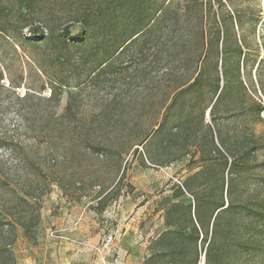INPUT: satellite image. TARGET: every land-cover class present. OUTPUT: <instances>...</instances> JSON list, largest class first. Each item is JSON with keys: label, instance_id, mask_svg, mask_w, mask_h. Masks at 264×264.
Returning a JSON list of instances; mask_svg holds the SVG:
<instances>
[{"label": "rangeland", "instance_id": "374dc122", "mask_svg": "<svg viewBox=\"0 0 264 264\" xmlns=\"http://www.w3.org/2000/svg\"><path fill=\"white\" fill-rule=\"evenodd\" d=\"M154 1L157 16L166 12L162 44L149 42L141 55L127 41L98 65L102 49L59 47L65 27L79 31L90 0H0V248L14 254L0 264H143L165 229L163 199L197 170L195 148L178 157L189 141L169 145L166 129L156 130L183 43L202 26L250 47L239 66L247 92L215 120L208 110L206 122L231 138L264 132V112L257 124L247 95L264 106V0H192L188 17L186 0ZM27 24L43 26L53 42L26 43ZM195 67L194 59L188 70ZM215 100L210 92L205 101Z\"/></svg>", "mask_w": 264, "mask_h": 264}, {"label": "trees", "instance_id": "16d2710c", "mask_svg": "<svg viewBox=\"0 0 264 264\" xmlns=\"http://www.w3.org/2000/svg\"><path fill=\"white\" fill-rule=\"evenodd\" d=\"M90 1L79 31L72 35L65 27L59 34L61 49L85 50L91 44L102 49L94 60L102 65L119 54L127 41L141 55L147 52L149 42H155L156 47L162 44L160 30L166 12L160 10L157 16L159 5L154 0ZM219 2L223 4V0ZM192 9L193 1L186 0L184 15L188 17ZM201 15L203 18V10ZM228 16L233 18L230 13ZM26 27L32 36L25 37L29 45L53 42L43 26ZM183 44L186 50L178 60L179 70L169 78L170 99L156 132L166 129L169 145L180 138L184 143L189 141L178 157L195 148L193 153L199 154V159L192 158L190 164L197 170L173 183V193L163 199L165 229L151 241L143 264H264V158L259 159L264 132L253 130L250 135L231 138L219 124L212 125L205 118L209 110L215 120L221 106L237 105L240 92H247L239 66L249 44L228 31L208 33L203 26L195 38L188 35ZM51 55L55 60L56 48ZM194 59L196 67L190 72L188 65ZM54 91L51 99L56 96ZM210 92L215 96L214 103L205 101ZM247 95L255 106L252 116L258 124L263 120L264 106L261 99L256 101ZM196 96L194 103L184 101ZM186 195L189 201L184 200ZM7 223L15 227L13 222ZM0 257L14 263L13 251L7 246L0 248Z\"/></svg>", "mask_w": 264, "mask_h": 264}, {"label": "built area", "instance_id": "2783aa9c", "mask_svg": "<svg viewBox=\"0 0 264 264\" xmlns=\"http://www.w3.org/2000/svg\"><path fill=\"white\" fill-rule=\"evenodd\" d=\"M58 234H56L55 232H52V236L57 237Z\"/></svg>", "mask_w": 264, "mask_h": 264}, {"label": "water", "instance_id": "95a60500", "mask_svg": "<svg viewBox=\"0 0 264 264\" xmlns=\"http://www.w3.org/2000/svg\"><path fill=\"white\" fill-rule=\"evenodd\" d=\"M202 264H204V262Z\"/></svg>", "mask_w": 264, "mask_h": 264}]
</instances>
